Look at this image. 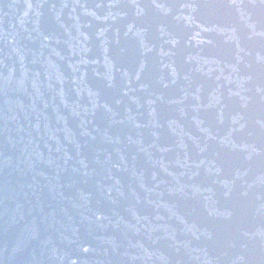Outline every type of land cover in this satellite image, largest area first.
<instances>
[{"label":"water","instance_id":"1","mask_svg":"<svg viewBox=\"0 0 264 264\" xmlns=\"http://www.w3.org/2000/svg\"><path fill=\"white\" fill-rule=\"evenodd\" d=\"M0 264H264V0H0Z\"/></svg>","mask_w":264,"mask_h":264}]
</instances>
